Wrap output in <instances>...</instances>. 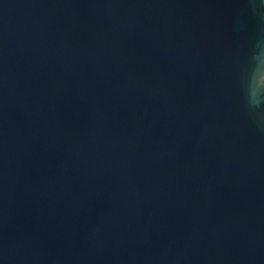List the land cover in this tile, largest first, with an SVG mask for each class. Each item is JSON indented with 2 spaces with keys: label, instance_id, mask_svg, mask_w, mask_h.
Listing matches in <instances>:
<instances>
[{
  "label": "water",
  "instance_id": "1",
  "mask_svg": "<svg viewBox=\"0 0 264 264\" xmlns=\"http://www.w3.org/2000/svg\"><path fill=\"white\" fill-rule=\"evenodd\" d=\"M0 264H264V0H0Z\"/></svg>",
  "mask_w": 264,
  "mask_h": 264
}]
</instances>
